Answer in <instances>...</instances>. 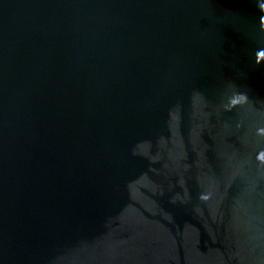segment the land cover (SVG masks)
<instances>
[{"label":"water","instance_id":"obj_1","mask_svg":"<svg viewBox=\"0 0 264 264\" xmlns=\"http://www.w3.org/2000/svg\"><path fill=\"white\" fill-rule=\"evenodd\" d=\"M261 18L0 0V264H264Z\"/></svg>","mask_w":264,"mask_h":264},{"label":"clouds","instance_id":"obj_2","mask_svg":"<svg viewBox=\"0 0 264 264\" xmlns=\"http://www.w3.org/2000/svg\"><path fill=\"white\" fill-rule=\"evenodd\" d=\"M261 5H259L258 7H260ZM261 28L264 29V18H261ZM261 59H264V52L259 54ZM239 97L244 100V102H246L247 98L244 95H239ZM234 106V105H233ZM261 133H264V129L260 130ZM258 160L264 162V153H261L260 155H258L257 157Z\"/></svg>","mask_w":264,"mask_h":264}]
</instances>
